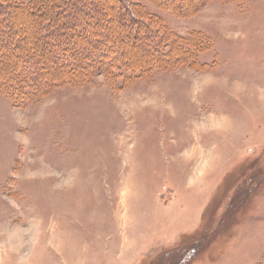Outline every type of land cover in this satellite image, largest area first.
Segmentation results:
<instances>
[{
    "label": "rangeland",
    "instance_id": "374dc122",
    "mask_svg": "<svg viewBox=\"0 0 264 264\" xmlns=\"http://www.w3.org/2000/svg\"><path fill=\"white\" fill-rule=\"evenodd\" d=\"M134 1L206 34L207 65L98 74L22 108L0 94V264L264 257V0L191 17Z\"/></svg>",
    "mask_w": 264,
    "mask_h": 264
},
{
    "label": "trees",
    "instance_id": "16d2710c",
    "mask_svg": "<svg viewBox=\"0 0 264 264\" xmlns=\"http://www.w3.org/2000/svg\"><path fill=\"white\" fill-rule=\"evenodd\" d=\"M147 1L191 17L213 0ZM211 46L200 30L178 34L139 1L0 0V94L22 108L62 85L91 83L98 74L118 87L119 79L124 85L154 69L205 66L200 55ZM178 257L172 252L168 264Z\"/></svg>",
    "mask_w": 264,
    "mask_h": 264
}]
</instances>
